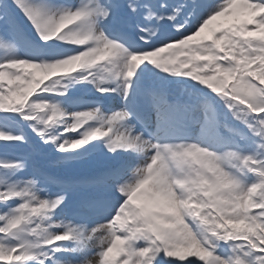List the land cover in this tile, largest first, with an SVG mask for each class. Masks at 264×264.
Listing matches in <instances>:
<instances>
[{
  "label": "snow or ice",
  "instance_id": "6c2138e0",
  "mask_svg": "<svg viewBox=\"0 0 264 264\" xmlns=\"http://www.w3.org/2000/svg\"><path fill=\"white\" fill-rule=\"evenodd\" d=\"M0 264H264V0H0Z\"/></svg>",
  "mask_w": 264,
  "mask_h": 264
}]
</instances>
